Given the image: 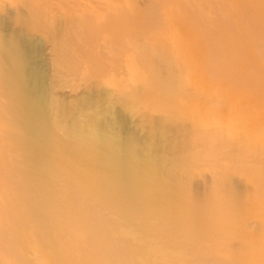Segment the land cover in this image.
Returning a JSON list of instances; mask_svg holds the SVG:
<instances>
[{"label": "bare ground", "instance_id": "1", "mask_svg": "<svg viewBox=\"0 0 264 264\" xmlns=\"http://www.w3.org/2000/svg\"><path fill=\"white\" fill-rule=\"evenodd\" d=\"M66 1L68 2V0H65V1L63 0L62 2H60L61 5H63L64 8L66 7L67 9H70V10H72L74 8L73 11L76 10V12H77V10H78V8H76L77 5L72 3L73 1L71 0L69 3H66ZM102 1L104 2L102 9H98V8L93 7V6L88 7L85 5H84L85 7L83 9H81L82 6L79 7L80 10H82L81 14H83V18L85 20L92 21L93 25H94L96 23H101L102 20L105 19L103 17H106V16L108 17L110 12L111 11L113 12L114 9H116V11H119L120 13L122 11L125 12V16L130 18L129 22L131 24L136 25L135 18L133 16H131L132 12L135 11L133 8L131 0H102ZM177 1L175 0L174 2L177 3ZM203 1L205 3V0H203ZM206 1H207V3H209L208 0H206ZM213 1L214 2H212V0H210V3H215V0H213ZM219 1H221V0H219ZM219 1H218V4H219ZM229 1H231V0H229ZM234 1H231V2H234ZM238 1L240 2V0H238ZM241 1H243V0H241ZM188 2L189 3H187V4H190L189 0H188ZM193 2L194 1H192V4H190V6L193 8V4H194V8L196 9L198 7L197 3H195V2L193 3ZM236 2H237V0H236ZM236 2H234L235 3L234 5H236ZM263 3H262V6H263ZM223 4H225V3L223 2ZM228 4H229V2H228ZM246 4H249V3H246ZM257 4H258V2H257ZM55 5L53 4V6H55ZM203 5L200 4L199 5L200 7H198V8H201V6H203ZM221 5H222V2H221ZM226 5H227V3H226ZM226 5H224L223 7L226 8L227 7ZM231 5H233V4L230 3V6L228 5L227 10L229 7H232ZM252 5H253V2H252ZM79 6H80V4H79ZM183 6H186V5H183ZM190 6H189V8H187V6H186L188 11L190 10ZM236 6H237V8L240 7L238 5H236ZM248 6L246 5V7L249 9V12L247 10H246L247 12L245 11V9H244L245 5L242 6L244 11H245V13L244 12L241 13L242 16H243V14H245V16H246L247 13L249 14L251 11V13L253 15H255L253 18H258V16L256 15L257 10L255 11L254 10L255 8L252 9L251 6H249L250 8ZM256 6H258V5H256ZM176 7H177L176 12L179 10L181 11L180 7H179V10H178V6H176ZM206 7H205V10L202 7L203 9H201V11L203 10V12L206 15H208L207 17L210 19L209 16H211V13L213 12L212 10H215V9H214V6L213 7L210 6L213 9H210L211 13L207 14L208 12L207 13L205 12L207 10ZM219 7H220V4H219ZM168 8L169 9H167V10L172 11L170 7H168ZM182 8H184V7H182ZM192 8H191V11L193 10ZM46 9H48V6ZM50 9H48V10L50 11ZM195 9H194L195 12L193 11L194 13L199 11V10H197V9L195 10ZM229 9H231V11L233 10L232 8H229ZM240 9H241V7H240ZM243 9H241V10H243ZM48 10H46V11H48ZM227 10H223V12L226 11V14L229 13V15H227L228 18H230V19H231V17L233 18V16H235V14H233L235 11L230 12L229 10L228 11ZM260 10H258V12ZM191 11H189V12L192 13V15H193L194 13ZM201 11H199V12H201ZM37 12H36V14H37ZM119 12L116 14H118L120 16ZM123 12H122V15L124 14ZM126 12L130 13V14H127ZM173 12H174V9H173ZM185 12H187L186 9H185ZM189 12H187V14L186 13L185 14L188 15ZM263 12H264V10H263ZM38 13L39 14H37V17H34V18H36V22L39 21V23H41V25L42 24L46 25L48 30L50 31V34H49V32H48V34L51 36L54 35L55 40H52V41L55 42V45H54L55 49H56L55 51H57V53H59V54H58V56L55 55L54 60H53V57H50L52 59V61L46 55V52L44 49L43 39L41 40L38 37L29 36L28 32L25 29H23L22 27L17 25V23L14 21L15 20L14 16L11 15L12 14L11 12L7 18H6V16L0 17V24L2 25V27L4 28V31H5V34L3 36H0V78H1V82H0V112H2V115L4 116V117L3 116L2 117L6 119L5 121H8V125L9 124L12 125L13 129H14V131H13V129L11 130L10 128L9 129L7 128V130H3V132L6 131V133H4V136L2 134V136L4 137V141H5L6 135H7L8 139H10L11 137L14 138V136H15L14 134L19 131V132H21L20 133L21 135H19L20 137L18 136L17 139H20L21 136H23L21 138V140H24L22 145H21V143L19 144V146H16V147L15 146L13 147L11 145L8 149L6 147H4V148H6L7 153L5 151L3 153H6V155H10L12 158H14V159H12L13 161L18 159V161L22 165V166H19L22 168H19V167L18 168L21 169L22 174L24 173L23 177L24 176H26V177L23 179L24 181L20 180V182L21 183L25 182L24 186L23 185L22 186L26 187L28 190L26 189V193H25L24 192L25 189H23V187L21 188L20 185H18L17 187H19V189L21 188L23 190V192L21 190L22 194L23 193L27 194V192L30 189L28 194H30V192H31V195H29L30 200L32 201L31 204L35 205L34 208H32V206H31L30 210L35 211L36 207H38L40 209H44L42 212L48 213L49 215L48 214H46L48 216L42 215V217H45V218L49 217V221H50L53 217H55L54 215H56L57 211L55 212L54 211L55 209L52 208L53 202H48L47 199H49V200L53 199L51 197L55 196L54 193H56V191H59V189H61V187L63 188V186H65L64 188H68V193H69V189L71 188L72 193H69L70 195L68 194V196H71V194H72V196L70 197L71 199L68 198V196H67L66 200H68V201L65 200L66 203L64 201V203H65L64 206L63 207L60 206L62 208V209L60 208L62 214L64 213V215H61L62 217L65 216L66 213L69 212L70 208L73 209L71 204L74 205V203L69 202V201H71V200L73 201V199H75V197H76V199H79L80 196H81V198L85 197L84 199L88 200L90 203L96 202L97 204H99V203L104 204V206L101 205L103 207H106L105 204L106 205L108 204L111 207L117 205V206H115V208L113 207L114 208L113 210H118L119 216L114 215L112 211H108V212H110V213L112 212V213H111V215H106L105 217H103V220H104L103 223H105V222L109 223L110 226H108V228H106L107 227L106 225L104 226L105 229H103V230L105 231V233L104 232L103 233H104L105 237L103 240H102V238H99V239H101L103 241L104 248L107 249L106 251L110 250V248L113 247L114 249H112V250H114V252H115V250H116L115 247H117V250L120 251L121 255L119 254V251H118V253L117 252L114 253L115 255L118 254V257L115 255L111 256V257H112V259L114 258L115 260L117 257L118 260H120V262H122V264H219L213 259L214 256H216V255H219V256L223 255L225 257V259L229 257L228 258L229 260L231 258H232V260H234L233 259L234 256H236L237 254H240V252L237 253V252L231 251V252L227 253L228 251L225 252L224 250L226 247H228V245L226 246L225 244H223L225 242L226 238H228V240L231 239L232 236L229 237L228 235H233V234L239 235L245 240L244 246H242V243L238 244L241 246V248L242 247L245 248V250L242 248L244 250V255H242L243 256L242 258H244V261L242 263L238 262V264H248V263L253 264L251 262H253L255 259L257 260L262 254L261 253L262 250H260L259 245H264V243L261 242V244H258L259 241L257 242V238H258V236H260V234L264 230H262L261 233H259L260 231L259 232L245 231V233H244L240 230L239 225L241 223V220L245 219L244 217H249V219L250 218L253 219L256 217V218H260V219L264 220V165H263L264 160L262 161V159H260V154H258L261 151L260 147L258 148V147L251 145V143H255L256 141H259V143L264 142V123L262 124L261 123L262 121H259V119L257 118L258 116L255 115V114L258 115V112L256 111V113H255V111H253V110H248L247 109L248 107L245 108L247 106V105L245 106V104L244 105H239V104L236 105L237 102L239 103V101H240V103L243 102V101L241 102V99H239V101H237L236 103L232 102L231 104L227 103V101L229 102L232 99L228 98V99L223 100V101H225V103H224L225 105L227 103V108L225 106V108L222 107V109L217 108L215 105H208L209 104V103L207 104L208 98H207V102H206V100L203 101V103H206L207 105L203 104L202 102H200L201 100L198 101L195 97H193L194 95H192L191 93L187 94L188 92L186 93L185 91L182 90V87L186 86V85L182 86V84H186V82L188 84L190 82V83L195 84V85L200 86V87H206L204 85V83L202 82V79L200 81V79H198L197 75H195L194 72L189 70L186 73L190 72V74L183 75V76L181 75L182 78L178 79L177 77L180 78V76H177L178 74L176 75L175 72L173 70H171L172 68L169 66V68L165 67V68L169 69L166 75H164V76H161V74L158 75L155 71V67L153 68L154 65L151 66L153 61L152 62L149 61L150 63L147 61V62H145V64L143 62L144 61L143 59H145L144 54L146 56L148 55L149 56L148 58H151L153 55L151 54L152 56L150 57V53H151V52H149L150 50L145 51V53H144V50H145L144 47H146V46H144L142 49L143 45H141V44L137 45L136 44L138 41H140L138 39L139 36H136L137 34H135V32H134L136 38L138 37L137 38L138 41L135 40L136 38H135L134 34H132L131 37L128 38L127 40L123 36L122 37L123 40L125 39V42H124L125 44L123 46L124 49L125 50L128 49L129 52L132 53V54H130V55H132V73H131L132 75H131V77L133 79H140L142 81L147 82L148 83L147 85H149V87H150V85H152L151 86L152 89L154 87L155 89L157 88L160 91H162L163 95L165 94L167 96L171 105L175 106V109L177 110L178 114L183 113V112L188 113L192 119V122H193L194 134H198V132H197L198 128L210 126V127L217 128L218 131L220 129H222V130L227 129V130L235 132L237 129H242L244 132L243 134L245 135V136L243 135L245 141L244 140L243 141L238 140V142H237V140L235 139L236 142L233 141V143H230V142H232L231 139H230L231 141L229 140V142H228L227 139H223V137L220 135L219 136L218 135L217 136H215V135L206 136V137H204L203 142L201 141V144H200V141H198L194 138H190L188 140H184V141H180V142L175 141L169 146L168 149H164L162 147L163 141L160 140L162 138L160 134L150 133L149 128H146L147 129L146 131L143 130L145 133L142 134L140 132L141 130L132 124V122H131L132 120L130 119L131 116L129 117V115L131 113L129 114V112H127L126 110H123V109H127L125 107H128L130 109L133 108L134 110L137 111L139 107L137 105H136L137 107H133V105H135L134 100H133V103L130 100H129L130 101L129 102L126 100V99H128V97H127L126 99L124 98L125 100L122 101L121 104L118 103L115 105L114 101H112L111 97H110L111 91L110 90L108 91V89H106V88L96 87L94 84L90 85V87H88L87 90L81 91L78 94V96H76L72 99L71 98L66 99L67 97H65L63 94H62L63 96H61V94L55 93L56 89L58 87L62 86L61 81H63L65 83L66 78H64V76H66L67 74H69V76H70V73L71 74L75 73L74 75H76V77H77L76 72H78V74H79V71L81 72V70L83 72V69L79 70V66H78L79 62L76 63V61H74L75 59L73 57L74 56L73 53L76 54L73 50V48H75L74 44H77L73 41L74 40L76 41L78 39H76L73 36L75 33L72 34V36H71V33H70V32H72L71 27H70L71 30L70 29L68 30V27H67V29H66V30H68L67 33H66V31L63 33L60 31L62 34L59 35L58 29L60 28V25L55 24V23L52 24V22L48 21L45 16H42V14H40L42 12H38ZM71 13L72 12H70V14ZM151 13H150V15H151ZM154 13H155V11H154ZM177 13H179V12H177ZM216 13L221 14V12L219 13L218 11ZM230 13H232L231 17H229ZM251 13H250V15H251ZM259 13H258V15H259ZM138 14H140V13L138 12ZM173 14H175V12ZM122 15L120 17L123 18ZM177 15H175V17ZM179 15H182V17H185V16H183L182 13H180ZM194 15H196V14H194ZM194 15L191 17L194 18ZM197 15H199V14H197ZM200 15L202 16L201 13H200ZM200 15H199V18L196 16L198 18V21H200L199 20L201 17ZM261 15H262V12H261ZM47 16H48V14H47ZM51 16H49V18ZM119 16H118V18H119ZM236 16H237V14H236ZM135 17H137V16H135ZM170 17L173 18L174 15H173V17L172 16H170ZM188 17H190V16H187L186 21L190 19V18L188 19ZM204 17H205V21H204V19L202 20V18H201V21H200L201 23H203V21L206 23L208 22L207 21L208 19L206 18V16H204ZM246 17H248V15ZM70 18H71V16H70ZM228 18H226V19H228ZM249 18H251V17L249 16ZM253 18H251V20H255ZM156 19L159 20L160 18L156 17ZM156 19L153 18V20H151V21H154ZM180 19L181 20H178V21H181L180 22L181 24H179V25H182L186 22V21L183 22L182 18H180ZM196 19H193V20L196 21ZM261 19H262V16H261L260 20ZM106 20L108 21V18L105 19V21ZM145 20H147V19H145ZM173 20H174V18H173ZM221 20H222V18H221ZM25 21H26V19L24 20V22ZM73 21H74V19H73ZM178 21H176V22H178ZM27 22L29 23V25ZM32 22H33V20H32ZM32 22L26 21V23L29 27L34 25V24L32 25ZM71 22H72V20H71ZM166 22H165V24H166ZM173 22H175V21H173ZM173 22H171V23H173ZM176 22H175V24H176ZM190 22H192V20ZM39 23H37V24L40 25ZM139 23L143 24V25L145 24L144 22L143 23L139 22ZM169 23H170V21H169ZM186 23H185V25H186ZM30 24H31V26H30ZM76 24H74V27L77 26ZM162 24L163 23H161V25ZM193 24H196V23H193ZM198 24H200V23H198ZM36 26L37 25H35V29H37L39 27V26H37V27ZM187 26H191V23L188 24ZM197 26L199 28L203 27V25L202 26L196 25L195 29L198 28ZM8 27H10L11 30H9ZM41 27L43 28L45 26H43V25L40 26V30L42 29ZM130 27H132V25ZM167 27H173V26L171 24V26H167ZM45 28H44V30L47 29V28L46 29ZM166 29L168 32V28H166ZM201 29H198V30L200 31ZM60 30H61V28H60ZM74 30H75V28H74ZM221 30H223V29H221ZM76 31L77 30H75V32ZM114 31L115 30H113V32ZM199 31L194 30L193 32H196L197 33L196 35H198ZM208 31H207V34H208ZM103 32H105V31H103ZM143 32H144V30L142 31V33ZM147 32L148 31L146 30L145 33L148 34L149 32L148 33ZM181 32L183 33V32H185V30H183ZM188 32L186 31V33L189 34L187 38H189L191 30L189 33ZM193 32H191V35L194 34ZM76 33H78V32H76ZM142 33H140V34H142ZM186 33H183V34L185 35ZM203 33L205 34V32H203ZM146 34H144V36ZM176 35L173 39L170 40L169 45H167V46H169V49H171V52L173 51V53L175 55L174 58L176 57L177 61L178 60L184 61V62L185 61L192 62L191 60L194 61L195 58L193 59V57H192L194 54H191V53L195 52V55L199 56L197 54L198 52H196L197 49L194 48V47H198V46L197 45L196 46L192 45L194 47L189 46L190 48H192V50H193V48L196 50L194 52H191L192 50L189 49L191 51H190V53H188V51H187L188 46H186L187 45L186 42L183 41V39L184 40L186 39L185 36L177 38ZM200 35H202V34H200ZM203 35H202V38H204L206 34L204 36ZM79 36H80V34H79ZM167 36L168 35H166V38H168ZM199 36H196L197 39H199ZM48 37H50V36H48ZM80 37H82V36H80ZM118 37H120V36H118ZM146 37H147V39L150 38L148 35ZM196 37H194V38H196ZM206 37H209V36L206 35ZM191 38H193V37H191ZM50 39H53V36L50 37ZM169 39H170V37H169ZM151 40H152V38H151ZM116 41H117V39H116ZM120 41H118V42H120ZM189 41H187V42L189 43ZM77 42L80 43L81 41L80 42L77 41ZM118 42H117V45H118ZM191 42H192V44L196 43V42L193 43V41H190V43ZM144 43H146V42H144ZM114 44H115L114 46H117L116 43H114ZM146 45L148 46V44H146ZM125 47H127V48H125ZM113 48H112V50H114ZM148 48H149V46H148ZM77 49H76V52H77ZM72 50H73V53H72ZM116 50L118 51V49H115L114 51H116ZM125 50L123 52L121 49V51L123 53L126 52ZM128 50H127V52H128ZM146 50H147V47H146ZM151 50H152V48H151ZM200 50L201 49H199V51ZM121 51H118V52H121ZM205 51L200 52L199 54L202 53L203 57H204L205 55L210 53V51H208V53L204 55ZM148 52H149V54H148ZM109 53L112 54L113 52H109ZM116 54H118V53H116ZM79 56L80 55H78L77 58H79ZM105 56L106 55H104V57ZM109 56L111 57V55H109ZM112 56H113V54H112ZM118 56L116 55V57H118ZM123 56H124V54H123ZM127 56H128V54H127ZM159 56H161V55H159ZM246 57H247V55H246ZM82 58L83 57L80 56V59H82ZM196 58L199 59L198 57H196ZM212 58H213V56H211L210 59H212ZM151 59H149V60H151ZM210 59L208 60V58H207L204 60L210 61ZM106 60H108V59L107 58L105 59V62H107L106 64H110L109 61H106ZM111 60H113V59H111ZM116 60H118V59H116ZM204 60H202V61H204ZM78 61H79V59H78ZM200 61H201V58H200ZM212 62H214V61H212ZM51 63H54V64L52 65ZM81 63H83V61ZM124 63H126V62H124ZM148 63L150 65H148ZM211 63H207L205 66L203 65L204 66V67L202 66L203 69L205 67H207L208 64L210 65ZM215 63H217L216 60H215ZM192 64H193V62H192ZM249 64L250 63H248V66H249ZM51 65L53 66L54 69L53 68L51 69ZM113 65H117V64L112 63V66ZM142 65H143V67H145L144 65H147L148 67L147 66L146 67L149 69V71L144 70ZM167 65H169V64H167ZM167 65H165V66H167ZM212 65H211V68H212ZM217 65H218V63H217ZM68 66H69V68H67ZM106 66L109 67L108 65H106ZM110 66H111V64H110ZM112 66H111V69H112ZM146 67H145V69H146ZM66 68L68 71L66 70ZM81 68H83V67L81 66ZM92 68H93V66H92ZM181 68L183 69V67H181ZM211 68H210V70H213V68L212 69ZM218 68L221 70L220 67H218ZM104 69H107V68H104ZM178 69H180V67L177 68V70ZM185 69H187V68H185ZM200 69H198V71ZM207 69H209V67H207ZM215 69H217V68H215ZM177 70H175V71H177ZM210 70H208V71L210 72ZM180 71H182V70H180ZM222 71L224 72V69H222ZM208 73H206V74H208ZM217 73H218V71L216 72V74ZM210 74H212V71ZM204 75H205V73H204ZM199 76L202 77V75H199ZM205 77H206V75H205ZM205 77L203 76L202 78L205 79ZM78 78H79V76H78ZM69 79H70V77H69ZM109 80H110V83L118 85L121 87L122 81L116 79L114 76H111ZM179 80H181L182 82H180ZM207 80L209 81V78H207ZM72 81H73V79H72ZM210 82L211 81H209V83ZM212 83H211V85H214V83L213 84ZM206 85H208V84H206ZM129 86H130V84H129ZM209 87H207L208 89L203 90L206 93V95H207V93H212L210 91L211 89L209 90ZM159 90H157V92L156 91H154V92L158 93ZM160 91H159V94L161 97L162 93H160ZM56 92H58V91H56ZM142 92H145V91L137 92L136 94H138V97L136 94H134L131 96V98L134 99V98L141 97L140 100L137 99L140 101V104H141V103H143L141 101L146 98V93H148V92L154 93L153 91H148L143 95ZM199 92H197V93H199ZM220 92H222V91H219L218 94ZM226 92L221 94V95H223V98H224V96H226ZM140 93H142V95H140ZM201 93H199V94L205 98L204 93L203 94H201ZM159 94L158 95L155 94L153 99H155L157 96H159ZM228 94H229V92H228ZM142 96L143 97L145 96V98L142 99ZM214 97L215 96L213 95V98ZM229 97L233 98V96H230V95H229ZM226 98H227V96H226ZM159 99H161V98H158V100L156 99V102L157 101L159 102ZM244 99H246V98H244ZM250 99L253 102H255L254 99H252V98H250ZM137 100H136V103H139ZM168 100H166V101H168ZM251 100L248 103H251ZM260 100H262V98H260ZM160 101L165 102L163 99ZM214 102H216V101H214ZM244 102H246V101L244 100ZM258 102H259V100H258ZM261 102H263L262 104L264 106V98H263V101H261ZM261 102H259L260 103L259 105L258 104L255 105V106L258 105V107H259V108L257 107L256 109L261 110L260 109V107L262 108ZM146 103L148 105L149 101H147ZM143 104H145V103H143ZM252 105H254V104H252ZM248 106H249V104H248ZM149 107H150V105H149ZM249 107H251V106H249ZM135 108H137V109H135ZM140 109H142V108H140ZM140 111H142V110H140ZM262 111H264V109ZM262 114L264 116V113H262ZM259 117H262V115ZM149 121H151V120H149ZM153 122H154V120H153ZM6 124H7V122H6ZM140 124H141V122H140ZM141 126H142V124H141ZM144 126L146 127V125H144ZM3 127H5V126H3ZM145 127H143V128L145 129ZM219 132L221 133L222 131H219ZM236 132H238V131H236ZM17 135L18 134H16V136ZM219 137L220 138L222 137V138L218 139ZM13 138H11V140ZM8 139L6 141H8ZM15 139H16V137H15ZM21 140H19L18 142L17 141H15V142H17V144H18ZM259 143L257 142L256 144L259 145ZM8 144L9 143H7V145ZM256 148H258V150ZM257 155H259V157L256 158ZM8 157L9 156L6 157L7 161H9L8 159H11ZM219 158L224 163V165H223L224 169H221V167H222L221 165L223 163L222 164L219 163V162H221ZM258 158H259V160H257ZM111 160H116L119 162V163H117L116 167H111L108 164V162H110ZM249 160L250 161L252 160V161L250 163H248V165H247V163H245L246 165L243 164V162H249ZM260 160L263 164L260 163ZM16 161L13 162V164L16 163ZM100 164H104L105 168L98 167ZM206 167H211V168L215 169V171H216V172H213V175H214V173H215V176L217 175L216 176L217 179L214 176V178L216 179V181L214 183L216 188H215V186H213V189L217 190L218 187L223 188L224 186L226 188L227 181H228V185H230V183L232 184V185L228 186L227 189L223 188L225 190V193L223 192L224 190L222 192L225 194V197H221L222 199L220 198L219 199L220 201L218 200L217 202H215L212 200H205V199H209V198H207L209 195L206 193L207 191H205V190H203V193H206L208 195L207 197L204 196V197H206L205 199L202 198L203 195L201 194L202 196H200V194H198L197 191L196 192L190 191L189 185H188L189 183L187 181H185V179H184V181H183V179H182V181H180V179L177 180V178H178L177 177L176 178L177 181H175L173 184H170L167 181V179L161 174L162 172L160 171V168H162V169L166 168L168 170L169 169H172V170L173 169H176V170L179 169V170L183 171V173L185 172L188 176L192 177L196 173L200 172L201 169L202 170L203 169L208 170V169H206ZM236 167H238L239 169H241L243 171L242 173L244 174V177H245V175L246 176L249 175L248 178L249 177L253 178V180L255 181V183L257 184V186L259 188V191H257V193H258L257 195H255V196L250 195V197L248 196V197L244 198L245 192H243V190L247 189V187H246V185H242V183L246 179H244V181H242V183L240 184V185L246 187V188L244 187V189H242L239 185V182L236 183L235 180L229 179L230 176H228V175L226 176L227 170H229V169H235L236 170ZM16 169H17V167H16ZM22 169L25 170V172H23ZM166 169H163V170H165V173H166ZM5 171H6V169H5ZM10 171L12 172L13 170H10ZM17 171H19V170H17ZM3 172H4V170H3ZM15 173H18V172H16V170H15ZM15 173L11 174V177H12V175L16 176ZM236 173H238V172H236ZM20 174H19V176H21ZM25 174H28V175H25ZM15 176H14V178H15ZM5 177H6V175H5ZM16 178H17V176H16ZM240 178L238 179V181L239 180L241 181ZM19 179H21V178H19ZM251 179H250V181H253ZM16 180H15V183L18 182V181L16 182ZM174 180H175V177H174ZM221 183L223 184V186ZM224 183H225V185H224ZM258 188L256 187V190H258ZM17 189H15V191ZM197 189H198V187H197ZM192 190H193V188H192ZM19 194H20V192H19ZM22 194H20V195L22 196ZM50 195H54V196H50ZM29 196L26 197V195H24L21 198L23 199L25 197L24 199L28 198V200H29ZM13 197H15V195ZM45 197L47 198V199H45L47 201V203H42V200H43V202H45L44 201ZM16 198H18L20 200L19 197H16ZM18 199L17 200L14 199L13 203L14 204L16 203L15 205L21 206V204H24L25 201L30 203V201H28V200H25L24 202H22L20 200V202H22V203H19ZM54 199L50 200V201H55ZM216 199H218V197ZM62 200H64V199H62ZM17 201L19 204L17 203ZM54 203H56V202H54ZM61 203H63V202H61ZM96 203H95V205H96ZM78 204L79 203L77 202V205ZM7 205H8V202H7ZM56 205H58V203ZM91 205H94V204H91ZM9 206H11V205H9ZM83 206H85V205H83ZM97 206H100V205H97ZM86 207H87V203H86ZM86 207H84V209ZM12 208L14 210V207H12ZM26 208H29V205ZM38 208L36 211H38ZM80 208H82V207H80ZM88 208H89V206H88ZM95 208H97V207L95 206ZM90 209H93V207ZM97 209L100 210L99 207ZM18 210H19V208H18ZM24 210H25V208H24ZM28 210L29 209H26V211H28ZM79 210L80 209H78V211ZM83 210H82V212H83ZM103 210H100V211H103ZM212 210H214L216 212V214L218 216L219 215L220 216L216 218L217 215L214 213L216 216L212 217V215H214L212 213L214 211H212ZM34 211H33V214L37 213L36 211L34 213ZM51 211L54 213V214L52 213L53 214L52 218L50 216V215H52V214H50ZM85 211H87V210H85ZM85 211H84L85 214H83V213H81V214L86 216ZM19 212H21V211H19ZM89 212H91V211H89ZM93 212H96L98 215L101 213V212L99 213L98 210L92 211V213ZM210 213L212 215H210ZM95 214H93V215L95 216ZM21 215H22V213H21ZM89 215L90 214H87L86 217H88ZM93 215H91V216H93ZM102 215H103V213H102ZM57 216L60 217L59 214H57ZM27 217H29V216H27ZM39 217H40V219H42V221L45 220L43 225H45V224L51 225L54 223V220H53V223L50 224V223H47L48 221H46V219H43L41 217V215ZM93 218L95 220H96V218L102 219L99 216L98 217L95 216ZM32 219L36 220L35 217ZM40 219H39L38 223L40 222ZM88 219H86V220H88ZM59 221H61V220L59 219ZM84 223H85V221H84ZM86 223H88V221ZM32 224L36 225L37 222H36V224L35 223H32ZM58 224L59 223H57V225ZM263 224H264V222H263ZM41 225H42V223L40 224V226ZM53 225H51V227L54 228ZM61 225H63V224H61ZM139 225H141L140 228H139ZM144 225L146 227H148V226L149 227L153 226V228L155 227L156 230L153 229L154 231H157V229H159L160 233L165 235L164 239L160 238L161 237V236L159 237L160 233H156V232H155L156 233L155 235H158L157 237L160 238L158 241L156 240L157 239L156 237L154 238V236L152 237V239H150L148 236V233L145 234L146 232L144 234L146 236H148V238H146L145 235L137 233L138 231L136 232L135 229H138V230L140 229V231H141L142 228L144 227ZM47 226L44 229H47ZM180 226L183 229H181ZM51 227H49L50 230H52ZM81 227H80V229H81ZM100 228H102V227H100ZM69 229H70V227H69ZM57 230H59V229H57ZM144 230L145 229H143V232H144ZM146 230H147V228H146ZM180 230H182L181 232H184V233L180 234V236H177L175 233L176 232L178 233ZM76 231H77V229H76ZM99 231H101V230H99ZM147 232H149V231L147 230ZM157 232H159V231H157ZM73 233H75V232H73ZM83 234H84V232H83ZM210 234H211V236L213 235V237H212L213 239L210 241H206V239L204 240L205 236L210 235ZM54 239L59 240V238H57V237ZM259 239H260V237H259ZM148 240H152V241L154 240L156 242H152V241L150 242ZM235 241H238V240H235ZM227 243H229V241H227ZM231 243H229V245L232 246L233 244H231ZM41 244H43V243L41 242ZM57 244H59V243H57ZM33 245H34L33 247H35V244H33ZM87 246H88V244H87ZM87 246H86V248H87ZM240 246H238V247H240ZM28 247H31L30 250L33 248L32 245L27 246L26 248H28ZM45 248H47V247H45ZM49 248H50V246H49ZM98 248H99V246H98ZM231 248H233V247H231ZM263 248H261V249H263ZM33 249L36 250V248H33ZM204 249L207 250L206 254H208L206 257H204L203 255L200 254V256L204 257V258L192 259L191 257L194 258L195 255L191 256L190 254H188V252H191V254H192V252L195 251V253L193 252L194 254H196L195 257H199L198 251L199 250L203 251ZM229 249H227V250H229ZM235 249H239V248L236 247ZM40 250H42V249H40ZM91 250H94V249H91ZM205 250H204V252H205ZM26 251H29V248ZM140 252H141V254H140ZM30 253H31V251H30ZM96 253H98V252H96ZM45 254H46V252H45ZM72 254L73 253H71V255ZM33 255H35V254H33ZM47 255L48 254H46V258L48 260ZM71 255H69V256H71ZM188 255H190V256H188ZM204 255H205V253H204ZM92 256H93V254H92ZM239 256L241 257V255H238V257ZM98 257H100V256H98ZM111 257H108V258H111ZM32 258H34V257H32ZM35 258H37V256H35ZM262 258H263V256H262ZM112 259L111 260L105 259L104 261H106V264H111ZM228 259H226V261H228ZM50 260H51V258H50ZM62 260H64V258ZM95 260L96 261L97 260L102 261L100 258L99 259L96 258ZM118 260L115 262V264L118 262ZM224 260H223V262H224ZM51 261H53V259ZM55 261H57V260H55ZM55 261H53V262H55ZM107 261H109L110 263H107ZM258 261H256L258 264L260 262H262L261 260H260V262H258ZM89 262H90V260H89ZM120 262H119V264H121ZM236 262H237V260H236ZM256 262H255V264H256ZM91 263H93V262H91ZM35 264H36V262H35ZM51 264H54V263L51 262ZM60 264H63V263H60ZM94 264H96V263L94 262ZM221 264H222V262H221ZM260 264H262V263H260Z\"/></svg>", "mask_w": 264, "mask_h": 264}, {"label": "rangeland", "instance_id": "2", "mask_svg": "<svg viewBox=\"0 0 264 264\" xmlns=\"http://www.w3.org/2000/svg\"><path fill=\"white\" fill-rule=\"evenodd\" d=\"M42 1V2H41ZM44 1V2H43ZM63 0H0V17H5L6 16V18L8 17V15H10V12L12 13L11 15L12 16H14V21L17 23V25L18 26H20V27H22L23 29H25L27 32H28V34H29V36H33V37H38V38H40L41 40L43 39V41H44V49H45V52H46V55L50 58V57H53V60H54V58H55V55H57L58 56V54L59 53H57V51H55L56 49H55V42H53L52 40H55L54 39V35H52L53 36V39H50V37H52L51 35H49L50 34V31L48 30V28H47V26L46 25H44V24H42L43 26H45V27H41L42 29L40 30V26H42L41 25V23H39V21H37L36 22V18H34V17H37V14H39L38 12H42V13H40V14H42V16H45L46 18H47V20L48 21H50V22H52V24L53 23H55V24H59L60 25V28H61V30H60V28L58 29V33H59V35H61L63 32H65L66 31V33L68 32V30L70 29L71 30V28H72V32H70L71 33V36H72V34H74L73 36L76 38V39H78V40H74L73 42H75V43H77V44H74L75 45V48H73V50H74V52L76 53V54H74L73 53V50H72V53H73V57H74V61H76V63L77 62H79V64H78V66H79V70L80 69H83V72H82V70H81V72L79 71V74H78V72H76V74H77V77H76V75H74V74H71L70 72V76H69V74H67L66 76H64V78H66L65 79V83L63 82V81H61L62 82V86H60V87H58L57 89H56V91H58V92H56L55 91V93L56 94H61V96H65V97H67L66 99H72V98H74V97H76V96H78V94L81 92V91H84V90H87L88 89V87H90V85H92V84H94L96 87H100V88H106V89H108V91L110 90L111 92H110V97H111V100L112 101H114V103H115V105L116 104H118V103H120L121 104V102L122 101H124L127 97H128V99H126L127 101H132V103H133V100H134V104L135 105H133V107H139L138 108V110L136 111V110H134L133 108H128V107H125V108H127V109H123V110H126L127 112H129V117H130V119L132 120L131 122H132V124L133 125H135L137 128H139L141 131V133L143 134V133H145L144 131H146L147 129L146 128H149V130H150V133H152V134H160L161 135V137L163 138H159L160 140H162L163 141V145H162V147L164 148V149H168L169 148V146L173 143V142H180V141H184V140H188V139H190V138H194V139H196V140H198V141H200V144H201V141L203 142V139H204V137H206V136H211V135H215V136H222L223 137V139H227L228 140V142H229V140L231 139L232 140V142H230V143H233V141L234 142H236V140H237V142H238V140H244L245 141V139H244V137H243V130L242 129H237L236 131H238V132H234V131H230V130H227V129H225V130H222V129H220L219 131H222L221 133L218 131V129L217 128H215V127H202V128H198V130H197V132H198V134H194V130H193V122H192V119H191V117H190V115L188 114V113H185V112H183V113H180V114H178V112H177V110L175 109V106H173V105H171V103L169 102V100H168V98H167V96L164 94L163 95V92L162 91H160L159 89H155L154 87H153V89H152V85H150V87H149V85H147L148 83L147 82H145V81H142V80H140V79H133L132 77H131V73H132V55H130V54H132L131 52H129V50L128 49H124V42H125V39L127 40L128 38H130L131 37V35L132 34H134V32H135V34H137L136 36H139V40L140 41H138V39L136 38V36H135V34H134V36H135V40H137L136 42V44L137 45H139V44H141V45H143L142 46V49H143V47L144 46H146L147 47V50H146V47H144V53H145V51H149V52H151L150 53V57L152 58H148L149 56L147 55H145L144 54V56H145V59H143L144 61V64H145V62H149V61H153L152 62V65L151 66H153V68L155 67V71H156V73L159 75V74H161V76H164V75H166L167 74V72H168V70L169 69H167V68H169V66L172 68L171 70H173L174 72H175V74L177 75V76H180V78L179 77H177L178 79H181L182 78V76L183 75H188V74H190V72H188V73H186L187 71H192V72H194L195 73V75H197V77H198V79H200V81H201V79H202V82L204 83V85L206 86V87H200V86H197V85H195V84H192V83H190L189 82V84L186 82V84H182V86L183 85H186L185 87L183 86L182 87V90L183 91H185L187 94H189V93H191L192 95H194L193 97H195L198 101H200V102H202L203 103V101H205L206 100V102H207V98H208V102H207V104L208 105H215L217 108H219V109H222V107H224L225 108V106H226V108H227V103H229V104H231L232 102L233 103H236L237 101H239V99H241V102L242 103H240V101H239V103L237 102V104L236 105H244L245 104V108H247L248 110H253V111H255V113H256V111L258 112V115L257 114H255L256 116H258L257 118L259 119V121H262L261 123L263 124L264 122V116H263V114L262 113H264V111H262L263 109H264V106H263V102H261V101H263V98H264V12H263V10H264V0H243V1H241L240 0V2L237 0V2H236V0L234 1V0H231V1H234V2H236V5H238V6H240L241 7V9H243V5H245V7H244V9H245V11L247 10L248 12H249V9L246 7V5L248 6H251L252 7V9H254L255 11H256V15L258 16V18H253L255 15H253L252 13H251V11H250V13H251V15H250V13L248 14L247 13V15H248V17H246L245 16V14H243V16H242V12H244L245 13V11H244V9L243 10H241L240 9V7L239 8H237V6L236 5H234L235 3L234 2H231V1H229V0H221V1H219V0H215V3H210V0H208L209 1V3H207V1L205 0V3H204V1L203 0H189L190 1V4H192V1H194L195 3H197V6L198 7H200L199 5L201 4V5H203V6H201V8H196L197 10H199V11H201V9H203L204 8V10H205V7L207 8V10L205 11L207 14H210L211 12H210V9H213V8H211V7H213L214 6V9L215 10H212L213 12L211 13V16H209L210 17V19L207 17L208 15H206L204 12H203V10L201 11V12H199V11H197L196 13H194L195 11H194V4H193V8L190 6V4H187V3H189L188 2V0H176L177 1V3L176 2H174L175 0H131V2H132V5H133V8H134V12H132V14H131V16H133L134 18H135V23H136V25H134V24H131L130 22H129V20H130V18H128L127 16H125V12H123L124 14L122 15V12L120 13L119 11H116V9H114V11L112 12H110V14L108 15V17L106 16V17H103V18H105V19H107L108 18V21L106 20L105 21V19H103L102 20V22L101 23H96V24H94L93 25V22L92 21H89V20H85L84 18H83V14H81L82 12V10H80V8L79 7H81V9H83L85 6H93V7H95V8H98V9H102V7H103V5H104V2L102 1V0H72L73 2L72 3H74V4H76L77 5V7L76 8H78V10H77V12H76V10H74L73 11V9L72 10H70V9H67L66 7L64 8V6L63 5H61V3L60 2H62ZM65 1V0H64ZM71 0H68V2L66 1V3H69ZM158 1V2H157ZM218 1H219V4H220V7H219V4H218ZM245 1V2H244ZM253 2V5H252V2ZM256 1V2H255ZM98 2V3H97ZM186 2V3H185ZM193 2V3H194ZM200 2V3H199ZM212 2H214L213 0H212ZM217 2V3H216ZM221 2H222V5H221ZM223 2L225 3V4H223ZM228 2H229V4H228ZM244 2V3H243ZM257 2H258V4H257ZM44 3V4H43ZM64 3V2H63ZM78 3V4H77ZM159 3V4H158ZM183 5H186L187 6V8H189V6H190V10L189 11H191V8L193 9L191 12H193L194 14H196V15H194V18L193 17H191V16H193L192 15V13H190L189 11H188V9L186 8V6H183ZM207 3V4H206ZM226 3H227V5H226ZM230 3L231 4H233V5H231L232 7H229V8H232L233 10L232 11H235L233 14H235V16H233V18L231 17V14L232 13H230V16L229 17H231V19L230 18H228V16L227 15H229V13H227L226 14V11H224L223 12V10H227V7H228V5L230 6ZM239 3V4H238ZM246 3H249V4H246ZM256 3V4H255ZM262 3H263V6H262ZM53 4L55 5V6H53ZM79 4H80V6H79ZM177 4V5H176ZM179 4V5H178ZM206 4V5H205ZM85 5V6H84ZM178 6V10H179V7L181 8V11L179 10V11H177V12H179V13H177L176 12V10H177V7L176 6ZM189 5V6H188ZM209 5V6H208ZM218 5V6H217ZM224 5H226L227 7L225 8V7H223ZM242 5V6H241ZM255 5V6H254ZM256 5H258V6H256ZM260 5V6H259ZM47 6H48V9H50V11L48 10V9H46L47 8ZM50 6V7H49ZM59 6V7H58ZM61 6V7H60ZM99 6V7H98ZM154 6V7H153ZM173 6V7H172ZM175 6V7H174ZM205 6V7H204ZM211 6V7H210ZM248 6V7H249ZM46 7V8H45ZM53 7V8H52ZM151 7V8H150ZM167 7V8H166ZM168 7H172L171 8V10L172 11H170V10H167V9H169ZM182 7H184V8H182ZM196 7V6H195ZM203 7V8H202ZM210 7V8H209ZM263 9H262V8ZM57 8V9H56ZM75 8V9H76ZM176 8V9H175ZM220 8V9H219ZM228 8V10L230 11V12H232L231 11V9H229ZM250 8V7H249ZM53 9V10H52ZM142 9V10H141ZM146 9V10H145ZM173 9H174V12H175V14H173L174 12H173ZM185 9L187 10V12H189V14L188 15H186L187 14V12H185ZM195 9V10H196ZM261 9V10H260ZM41 10V11H40ZM46 10H48V11H46ZM52 10V11H51ZM57 10V11H56ZM72 12L71 14H70V12ZM227 10V11H228ZM258 10H260L259 12H258ZM34 11V12H33ZM37 12V14H36V12ZM79 11V12H78ZM154 11H155V13H154ZM221 12V14H218V13H216V12ZM246 11V12H247ZM119 12V14H120V16L122 15L123 16V18L122 17H120L118 14H116V13H118ZM137 14H136V13ZM138 12L140 13V14H138ZM152 12V13H151ZM172 12V13H171ZM261 12H262V15H261ZM51 13V14H50ZM127 13V12H126ZM136 15H135V14ZM149 13V14H148ZM150 13H151V15H150ZM163 15H162V14ZM171 13V14H170ZM180 13H182L183 14V16H185V17H182V15H179ZM186 13V14H185ZM200 13L202 14V16L204 15V16H206V18L208 19L207 21V23L206 22H204L205 21V17L203 16H201L200 15ZM216 13V14H215ZM258 13H259V15H258ZM44 14V15H43ZM47 14H48V16H47ZM53 14V15H52ZM55 14V15H54ZM81 14V15H80ZM127 14H130V13H127ZM142 14V15H141ZM165 14V15H164ZM178 14V15H177ZM191 14V15H190ZM197 14H199L201 17H200V21H201V18H202V20L204 19V21H203V23H201L200 21H198V18H199V15H197ZM225 14V15H224ZM236 14H237V16H236ZM52 15V16H51ZM69 15V16H68ZM117 15V16H116ZM149 15V16H148ZM173 15H174V17H173ZM175 15H177L176 17L178 18H176L175 17ZM216 15V16H215ZM221 15V16H220ZM11 16V17H12ZM49 16H51L50 18H49ZM70 16H71V18H70ZM118 16H119V18H118ZM135 16H137V17H135ZM154 16V17H153ZM170 16H172L173 18H174V20H173V18H171ZM187 16H190V17H188V19L189 20H187L186 21V18H187ZM198 18H197V17ZM227 16V17H226ZM249 16L251 17V18H253V19H255V20H251V18H249ZM261 16H262V19L260 20V18H261ZM114 17V18H113ZM142 17V18H141ZM156 17H158V18H160L159 20L158 19H156ZM197 19H196V18ZM224 17V18H223ZM32 18V19H31ZM70 18V19H69ZM82 18V19H81ZM153 18L154 19H156V20H154V21H151V20H153ZM180 18H182V20H183V22L184 21H186L188 24H190L191 23V26H187L188 24L186 23V25H185V23L184 24H182V25H179V24H181L180 22L181 21H178V20H181ZM196 19V21L195 20H193V19ZM221 18H222V20H221ZM226 18H228V19H226ZM26 19V21H31L32 22V20H33V22H32V25L33 26H31V24H30V26L31 27H29L28 25H29V23H28V25H27V23H26V21L24 22V20ZM73 19H74V21H73ZM125 19V20H124ZM145 19H147V20H145ZM172 19V20H171ZM177 19V20H176ZM258 19V20H257ZM38 20V19H37ZM56 22H55V21ZM71 20H72V22H71ZM76 20V21H75ZM119 20V21H118ZM161 20V21H160ZM164 20V21H163ZM192 20V22L193 23H196V24H193L192 22H190ZM238 20V21H237ZM35 21V22H34ZM69 21V22H68ZM79 21V22H78ZM128 21V22H127ZM145 23L144 25L143 24H140L139 22H141V23H143V22ZM148 21V22H147ZM160 21V22H159ZM167 21V22H166ZM169 21H170V23H169ZM173 21H178V22H176V24H175V22H173ZM195 21V22H194ZM77 24H76V23ZM82 24H81V23ZM89 22V23H88ZM165 22H166V24H165ZM171 22H173V23H171ZM190 22V23H189ZM243 22V23H242ZM36 23V24H35ZM37 23H39L40 25H38ZM79 23V24H78ZM155 23V24H154ZM161 23H163L162 25H161ZM198 23H200V24H198ZM74 24H76L77 26L76 27H74ZM87 24V25H86ZM130 24V25H129ZM147 24V25H146ZM149 24V25H148ZM151 24V25H150ZM158 26H157V25ZM171 24H172V26L173 27H167V26H171ZM178 24V25H177ZM27 27H26V26ZM35 25H37V26H39L37 29H35ZM85 25V26H84ZM132 25V27H130ZM195 25V26H194ZM196 25H199V26H202L203 25V27H201V28H199L198 26V28L197 29H195L196 28ZM208 25V26H207ZM36 26V27H37ZM123 26V27H122ZM129 26V27H128ZM143 26V27H142ZM175 26V27H174ZM181 26V27H180ZM187 26V27H186ZM67 27H68V30H66L67 29ZM71 27V28H70ZM75 28V30H77L76 32H78L79 34H80V36H82V37H80L79 36V34L78 33H76L75 32V30H74V28ZM136 27V28H135ZM179 27V28H178ZM190 27V28H189ZM194 27V28H193ZM208 27V28H207ZM44 28L46 29V30H44ZM77 28V29H76ZM151 28V29H150ZM166 28H168V32H167V29ZM217 28V29H216ZM8 29L9 30H11L10 29V27H8ZM65 29V30H64ZM120 29V30H119ZM137 29V30H136ZM178 29V30H177ZM193 29V30H192ZM198 29H201L200 31L198 30ZM211 29V30H210ZM221 29H223V30H221ZM17 30V29H16ZM113 30H115L114 32H113ZM141 32H140V31ZM144 30V32L142 33V31ZM146 30L149 32H147L148 34H146L145 32H146ZM157 30V31H156ZM176 30V31H175ZM183 31V30H185V32H183V33H186V31L188 32H190V30H191V32H193L194 30H197V31H199V34L198 35H196L197 33L196 32H193L194 34H192L191 35V32H190V36H189V38H187L188 37V35L189 34H183L181 31ZM205 30V31H204ZM209 30V31H208ZM18 31V30H17ZM41 31V32H40ZM62 33H61V32ZM103 31H105V32H103ZM125 31V32H124ZM130 31V32H129ZM165 31V32H164ZM179 31V32H178ZM207 31H208V34H207ZM262 31V32H261ZM19 32V31H18ZM48 32H49V34H48ZM83 32V33H82ZM132 32V33H131ZM164 32V33H163ZM188 32V33H189ZM203 32H205V34L207 35V36H209V37H206V35L203 33ZM131 33V34H130ZM140 33H142V34H140ZM161 33V34H160ZM179 33V34H178ZM5 34V31H4V28L2 27V25L0 24V36H3ZM88 34V35H87ZM122 34V35H121ZM127 34V35H126ZM140 34V35H139ZM144 34H146L145 36H144ZM150 34V35H149ZM160 36H159V35ZM168 35L167 37L168 38H166V35ZM177 34V35H176ZM200 34H204L205 35V37L204 38H202V35H200ZM58 35V36H59ZM78 35V36H77ZM110 35V36H109ZM117 35V36H116ZM149 36L150 38H148L147 39V37L146 36ZM174 35V36H173ZM175 35H176V37L178 38V37H182V36H185V40L183 39V41H185L186 42V46H188V49H187V51H188V53H190V51L192 50V48H190L189 46H192V45H197L198 47H194V46H192V47H194V48H196V49H194L193 48V50L191 51V52H194L195 50H196V52H198L197 54L199 55V56H196L195 55V52L194 53H191V54H194L192 57H193V59H194V61L193 60H191L192 62H193V64H192V62H189V61H177L176 59V57L174 58V53H173V51L171 52V49H169V46H167V45H169V43H170V40L171 39H173L174 37H175ZM195 35V36H194ZM201 37H200V36ZM203 35V36H204ZM48 36H50V37H48ZM116 36V37H115ZM118 36H120V37H118ZM125 37V39L123 40V38L122 37ZM128 36V37H127ZM196 36H199V39H197V37ZM80 37V38H79ZM115 37V38H114ZM169 37H170V39H169ZM191 37H193V38H191ZM194 37H196V38H194ZM83 38V39H82ZM89 38V39H88ZM151 38H152V40H151ZM202 38V39H201ZM115 39V40H114ZM116 39H117V41H116ZM119 39V40H118ZM145 39V40H144ZM169 39V40H168ZM85 40V41H84ZM115 42H114V41ZM121 40V41H120ZM193 41V43H195V44H192V42L190 43V41ZM77 41H81L80 43H78ZM118 41H120V42H118ZM187 41H189V43L187 42ZM84 42V43H83ZM117 42H118V45H117ZM140 42V43H139ZM144 42H146V43H144ZM148 42V43H147ZM54 43V44H53ZM114 43H116V45L117 46H114L115 44ZM154 43V44H153ZM145 44V45H144ZM146 44H148V46H149V48H148V46L146 45ZM120 45V46H119ZM140 45V46H141ZM119 46V47H118ZM156 46V47H155ZM83 47V48H82ZM114 47V48H113ZM118 47V48H117ZM122 47V48H121ZM158 47V48H157ZM78 48V49H77ZM112 48L115 50V49H118V51H121V49H122V51L124 52V50L126 51L125 53H123L122 51L121 52H118L117 50L116 51H114V50H112ZM120 48V49H119ZM125 48H127V47H125ZM151 48H152V50H151ZM246 48V49H245ZM76 49H77V52H76ZM189 49H191V50H189ZM199 49H201L200 51H199ZM212 49V50H211ZM80 50V51H79ZM112 50V51H111ZM127 50H128V52H127ZM206 50V51H205ZM203 51H205L204 52V55L205 54H207L208 53V51H210V53H208L207 55H205L204 57H203V54L201 55V54H199L200 52H203ZM213 51V52H212ZM82 52V53H81ZM108 52V53H107ZM109 52H113L112 54H113V56H112V54H110ZM118 53V54H116V53ZM149 52H148V54H149ZM155 52V53H154ZM158 54H157V53ZM57 53V54H56ZM81 53V54H80ZM105 53V54H104ZM115 53V54H114ZM124 54V56H123V54ZM160 53V54H159ZM101 54V55H100ZM111 55V57L109 56V55ZM127 54H128V56H127ZM152 54V55H151ZM216 54V55H215ZM78 55H80L81 57H83L82 59H80V56H79V58H77L78 57ZM90 55V56H89ZM92 55V56H91ZM104 55H106L105 57H104ZM116 55L119 57H116ZM121 55V56H120ZM159 55H161V56H159ZM173 55V56H172ZM246 55H247V57H246ZM123 56V57H122ZM211 56H213V58L212 59H210L211 58ZM85 57V58H84ZM93 57V58H92ZM109 57V58H108ZM114 57V58H113ZM196 57H198L199 59H197ZM77 58V59H76ZM107 58L108 60H106V61H109V63L111 64V66H112V63L113 64H117V65H113L112 66V69H111V66H110V64H106L107 62H105V59ZM113 59V60H111V59ZM120 59L119 61L118 60H116V59ZM200 58H201V61H200ZM208 58V60L210 59V61H205L204 59H207ZM51 59V58H50ZM78 59H79V61H78ZM127 59V60H126ZM148 59V60H147ZM149 59H151V60H149ZM104 60V61H103ZM116 60V61H115ZM122 60V61H121ZM124 60V61H123ZM199 60V61H198ZM202 60H204V61H202ZM214 61V62H212V61ZM215 60L217 61V63H218V65H217V63H215ZM51 61H52V59H51ZM83 61V63H81V62ZM85 61V62H84ZM89 61V62H88ZM93 61V62H92ZM113 61V62H112ZM115 61V62H114ZM118 61V62H117ZM128 61V62H127ZM168 61V62H167ZM249 61V62H248ZM117 62V63H116ZM124 62H126V63H124ZM199 62V63H198ZM201 62V63H200ZM212 62V63H211ZM253 62V63H252ZM90 63V64H89ZM150 63V62H149ZM148 63V65H150ZM203 63V64H202ZM207 63H211L209 66L207 65V67H209V69H207V67H205L204 69H203V67L207 64ZM214 63V64H213ZM248 63H250L249 64V66H248ZM52 65L54 64V63H51ZM104 64V65H103ZM126 64V65H125ZM147 64V63H146ZM167 64H169V65H167ZM200 64V65H199ZM213 64V65H212ZM216 64V65H215ZM51 65V69L53 68V66ZM68 65V64H67ZM83 67V68H81V66ZM106 65H108L109 67H107ZM119 65V66H118ZM165 65H167V66H165ZM204 65V66H203ZM211 65H212V68H213V70H210V68H211ZM247 65V66H246ZM88 66V67H87ZM92 66H93V68H92ZM145 67L147 66V65H144ZM194 66V67H193ZM199 66V67H198ZM203 66V67H202ZM220 67L221 68V70L218 68V67ZM224 66V67H223ZM226 66V67H225ZM115 67V68H114ZM142 67H143V65H142ZM145 67H143V69L144 70H148L149 71V69L146 67V69H145ZM165 67H167V68H165ZM180 67V69H178L177 70V68H179ZM181 67H183V69L181 68ZM200 69L201 67V69L198 71V69ZM217 68V69H215V68ZM67 68H69V66L67 67ZM67 68H66V70H67ZM104 68H107V69H104ZM109 68V69H108ZM185 68H187V69H185ZM211 68V69H212ZM54 69V68H53ZM115 69V70H114ZM165 69V70H164ZM167 69V70H166ZM222 69H224V72L222 71ZM64 70V69H63ZM113 70V71H112ZM159 70V71H158ZM161 70V71H160ZM175 70H177V71H175ZM180 70H182V71H180ZM208 70H210V72L208 71ZM218 71V75L216 74V72ZM68 71V70H67ZM78 71V70H77ZM104 71V72H103ZM109 71V72H108ZM211 71H212V74H210L211 73ZM107 72V73H106ZM116 72V73H115ZM165 72V73H164ZM203 72V73H202ZM209 72V73H208ZM68 73V72H67ZM84 73V74H83ZM106 73V74H105ZM180 73V74H179ZM204 73H205V75H206V77L207 78H209V81H211L210 83H209V81L207 80V78L205 77V75H204ZM206 73H208V74H206ZM92 74V75H91ZM72 75V76H71ZM85 75V76H84ZM182 75V76H181ZM199 75H202V77L204 76L205 77V79L204 78H202L201 76H199ZM75 76V77H74ZM78 76H79V78H78ZM111 76H114L116 79H118V80H120V81H122V84H121V87L120 86H118V85H115V84H112V83H110V77ZM69 77H70V79H69ZM72 77V78H71ZM75 78V79H74ZM211 78V79H210ZM72 79H73V81H72ZM122 79V80H121ZM67 80V81H66ZM205 80V81H204ZM213 80V81H212ZM180 82H182L181 80H179ZM0 82H1V78H0ZM206 82V83H205ZM214 83V85H211V83ZM124 83V84H123ZM130 84V86H129V84ZM212 83V84H213ZM127 84V85H126ZM188 84V85H187ZM206 84H208V85H206ZM89 85V86H88ZM211 85V86H210ZM124 88H123V87ZM210 86V87H209ZM207 87H209V90L212 92V93H207V95H206V93L203 91V90H205V89H208ZM119 88V89H118ZM184 88V89H183ZM157 90H159L160 91V93H162V95H161V97H160V94H159V91H158V93H156L157 92ZM214 90V91H213ZM224 90V91H223ZM141 91H145V92H142L143 93V95L146 93V92H148V91H156V92H154V93H151V92H148V93H146V98H145V96L143 97L142 96V99L143 98H145V99H141L142 101L141 102H143V103H145V104H143V103H141L140 104V98L141 97H139V98H134V99H132L131 98V96L132 95H134V94H136L137 92H141ZM200 91V92H199ZM219 91H222V92H220L219 94H218V92ZM227 91V92H226ZM197 92H199V93H201V94H203L204 93V95H205V98L204 97H202L199 93H197ZM226 92V96H227V98H226V96H224V98H223V95H221V94H223V93H225ZM228 92H229V94H228ZM131 93V94H130ZM142 93H140V95H142ZM195 93V94H194ZM63 94V95H62ZM154 94V95H153ZM155 94L156 95H158L159 94V96H157L158 98H161V99H159V104L156 102V99L158 100V98L156 97L155 99H153L154 98V96H155ZM218 94V95H217ZM137 95V97H138V94H136ZM135 95V96H136ZM139 95V96H140ZM213 95L215 96L214 98H213ZM229 95L230 96H233V98L232 97H229ZM125 98V99H124ZM211 100H210V99ZM232 99V100H230L229 102L227 101V103H226V105L224 104L225 103V101H223V100H225V99ZM244 98H246V99H244ZM250 98H252V99H254V101L255 102H253ZM260 98H262V100H260ZM122 99V100H121ZM137 99H139V100H137ZM164 100L165 102H161L160 100ZM204 99V100H203ZM237 99V100H236ZM248 99V100H247ZM251 100V103H248V102H250V100ZM136 100L139 102V103H136ZM149 101V103H148V105H147V101ZM166 100H168V101H166ZM236 100V101H235ZM244 100L246 101V102H244ZM258 100H259V102H261V104H262V108L260 107V109L261 110H259V109H256L257 107H258V105L260 104L259 102H258ZM129 101V102H130ZM210 101V102H209ZM214 101H216V102H214ZM235 101V102H234ZM117 102V103H116ZM126 102V101H125ZM258 102V103H257ZM249 104V106H251V107H249L248 106V104ZM153 104V105H152ZM203 104H205V105H207L206 103H203ZM219 104V105H218ZM228 104V105H229ZM251 104V105H250ZM252 104H254V105H252ZM256 104H258L257 106H255ZM137 105V106H136ZM145 105V106H144ZM149 105H150V107H149ZM118 106V105H117ZM261 106V105H260ZM255 107V108H254ZM140 108H142V109H140ZM223 108V109H224ZM259 108V107H258ZM130 109V110H129ZM135 109H137V108H135ZM140 110H142V111H140ZM139 111V112H138ZM183 111V110H182ZM141 113V114H140ZM144 114V115H143ZM262 115V117H259V116H261ZM133 115V116H132ZM0 264H28L29 262V264H35V262H36V264L38 263V264H51V262L52 263H54V264H60V263H63V264H94V262L96 263V264H106V261H104L105 259L106 260H111L112 259V257L111 256H114L115 254L114 253H118V251L119 250H117V247H115L116 248V250H115V252H114V250H112V249H114L113 247L112 248H110V250H108V251H106L107 249H105L104 248V243H103V239H104V233H105V231L103 230V229H105V225L107 226L106 228H108V226H110L109 225V223H103L104 222V220H103V217H105L106 215H111V213L113 212V214L114 215H116V216H119V212H118V210H113L114 208H115V206H117V205H115V206H113V207H111V206H109L108 204V206L105 204V206L106 207H103L104 206V204H101V203H99V204H97L96 202V205H95V203H93V202H89L88 200H86V199H84L85 197H83V198H81V196H80V198L79 199H76V197H75V199H73V201L71 200V201H69V202H73L74 203V205L76 204L77 205V202L80 204H78L80 207H82V208H80L78 205V207L76 206H74L73 204H71V206L73 207V209H71L70 208V210H69V212L68 213H66V215L65 216H61V215H64V213L62 214V212H61V207H63L64 206V204L66 203V201H68V200H66L67 199V196H68V194L69 193H72L71 191V188L69 189V193H68V188H64L65 186H63V188L61 187V189H59V191H56V193H54V195L56 196H54V195H50V196H54V197H51V198H55L54 200L55 201H50V200H53V199H47L46 197L44 198V201L45 202H43V200H42V203H47V201L45 200V199H47L48 200V202H53L52 203V208L53 209H55L54 211L56 212V215H54L55 217H53V212L51 211L50 212V214H52V215H50L51 216V222L49 221V217L48 218H45V217H42V215H44V216H48L49 214L48 213H44V212H42L44 209H40V208H38V207H36L35 208V211L37 210V208H38V211H36L37 213H35V211L34 210H30V208H31V206H32V208H34L35 207V205H33V204H31V200H30V196L29 195H31V192H30V194H28L29 193V191H30V189H29V191L27 192V194H22V192H23V190L21 189L23 186H24V183L25 182H20V180L22 181L26 176H24L23 177V175H24V173L22 174L21 173V169H19V168H22V167H19V166H22L21 165V163L18 161V159H16L15 161H16V163H14L13 164V162H15V161H13L12 159H14V158H12L10 155H6V153H7V150H6V148L8 149L11 145L14 147H16V146H19V144L21 143V145L23 144V142H24V140H21V138L23 137V136H21V138L20 139H17V137L19 136V135H21L20 133L21 132H16L13 136H14V138L13 137H11V138H13L12 140L14 141H12L11 140V138L10 139H8L7 138V135H6V137H5V141H4V133H6V131H4L3 132V130H7V128L9 129H13V126L12 125H8V121H5L6 119L5 118H3L4 116L2 115V112H0ZM3 116V117H2ZM151 120L152 122H153V120H154V122L152 123L151 121H149V120ZM153 119V120H152ZM261 119V120H260ZM69 121V120H68ZM135 121V122H134ZM145 121V122H144ZM149 121V122H148ZM6 122H7V124H6ZM140 122H141V124H142V126L143 127H145L144 125H146V127H145V129L141 126V124H140ZM151 122V123H150ZM139 123V124H138ZM155 124V125H154ZM157 124V125H156ZM3 126H5V127H3ZM15 128V127H14ZM143 128V129H142ZM144 130V131H143ZM241 130V131H240ZM13 131H14V129H13ZM148 132V131H147ZM2 134H3V136H2ZM16 134H18L17 136H16ZM23 134V133H22ZM234 134V135H233ZM245 136V135H244ZM15 137H16V139H15ZM20 137V136H19ZM221 137V138H222ZM241 139H240V138ZM8 139V141H6L7 139ZM220 137L218 138V139H221ZM3 139V140H2ZM236 139V140H235ZM19 140H21L18 144H17V142L19 141ZM226 140V141H227ZM230 140V141H231ZM15 141H17V142H15ZM11 142V143H10ZM254 142V141H253ZM259 143V141H256L255 143H251V145L252 146H255V147H260V149H261V151H260V153H258V154H260V159H262V161L264 160V142L262 143V142H260L259 143V145H257L256 143ZM7 143H9L8 145H7ZM262 143V144H261ZM168 144V145H167ZM4 147H6V148H4ZM204 148V147H203ZM258 148H256L257 150H258ZM5 149V150H4ZM6 152V153H3V152ZM258 151V152H259ZM4 154V155H3ZM3 156V157H2ZM7 156H9L8 158H11V159H8L9 161H7ZM257 157H259V155H257L256 156V158ZM220 159V158H219ZM257 160H259V158L257 159ZM220 161L221 162H219V163H223V161L220 159ZM252 161V160H251ZM250 160H249V162H243V164L244 165H246L245 163H247V165H248V163H250L251 162ZM7 162V163H6ZM19 162V163H18ZM264 162V161H263ZM3 163V164H2ZM117 163H119L118 161H116V160H111L110 162H108V164L111 166V167H116L117 166ZM218 163V164H219ZM260 163H262L261 162V160H260ZM263 164V163H262ZM13 165V166H12ZM220 165V164H219ZM224 163L221 165L222 167H221V169H224ZM264 165V164H263ZM242 166V165H241ZM16 167H17V169H16ZM19 167V168H18ZM24 167V166H23ZM98 167H100V168H105V165L104 164H100ZM244 167V166H243ZM242 167V168H243ZM205 168V167H204ZM211 167H206V169H208V170H205V169H201L200 170V172H198V173H196L194 176H188L185 172L183 173V171H181V170H179V169H166V168H163V169H166V173H165V170H163L162 168H160V171L162 172L161 174L167 179V181L170 183V184H173L175 181H177V180H179L180 179V181H182V179H183V181H184V179H185V181H187L189 184V189H190V191H192V192H198V194H200V196H202V198H206L208 195V197L207 198H209V199H205V200H212V201H215V202H217L221 197H225V190L224 189H227V187L228 186H230V185H232L230 182V185H228V181H227V183H226V188H225V186L222 188V187H218V189L216 190V189H213V186H215L214 185V183H215V181H216V176H215V173H214V175H213V172H216L215 171V169H213V168H211ZM5 169H6V171H5ZM214 171H213V170ZM3 170H4V172H3ZM10 170H13L12 172L10 171ZM15 170H16V172H18V173H15ZM17 170H19V171H17ZM171 170V171H170ZM175 170V171H174ZM210 170V171H209ZM237 170V171H236ZM236 170L235 169H229V170H227V173H226V176L228 175V176H230V178L229 179H233V180H235V182L236 183H238L239 182V185L242 183V181H244V179H246L243 183H242V185H246V187H247V189H244V187L245 186H242V185H240V187L242 188V189H244L243 190V192H245V196H244V198L245 197H250V195L252 196H255V195H257L258 193H257V191H259V188H258V186H257V184L255 183V181L253 180V178L251 179L250 177L248 178V176H246L245 175V177H244V174L242 173L243 171L241 170V169H239L238 167H236ZM239 170V171H238ZM22 171L23 172H25V170H23L22 169ZM168 171V172H167ZM7 172V173H6ZM11 172V173H10ZM236 172H238V173H236ZM5 173V174H4ZM16 174V176H17V178H16V176L15 175H12V177H11V174ZM21 173V174H20ZM18 174V175H17ZM19 174L21 175V176H19ZM169 174V175H168ZM198 174V175H197ZM238 174V175H237ZM5 175H6V177H5ZM25 175H28V174H25ZM168 175V176H167ZM241 175V176H240ZM243 175V176H242ZM14 176H15V178L17 179H15L14 178ZM175 177V180H174V177ZM214 176H215V178H214ZM232 176V177H231ZM9 177V178H8ZM21 178V179H19V178ZM23 177V178H22ZM178 177V178H177ZM241 177V178H240ZM244 177V178H243ZM176 178H177V180H176ZM241 179V181L239 180L238 181V179ZM170 179V180H169ZM250 179L251 180H253V181H250ZM15 180H16V182L17 183H15ZM24 181V180H23ZM231 181V180H230ZM21 184H20V183ZM225 182V181H224ZM217 183V182H216ZM223 183V182H222ZM221 183V184H222ZM256 184V185H255ZM18 185H20L21 186V188L19 189V187H17ZM23 185V186H22ZM224 185H225V183H224ZM222 186H223V184H222ZM254 186V187H253ZM67 187V186H66ZM193 188V190H192V188ZM195 187V188H194ZM197 187H198V189H197ZM245 187V188H246ZM256 187L258 188V190H256ZM18 188V189H17ZM215 188H216V186H215ZM15 189H17L16 191H15ZM23 189H25V193H26V187H23ZM65 189V190H64ZM21 190H22V192H21ZM28 190V189H27ZM203 190H205V191H207L206 193L208 194H206V193H203ZM224 190V191H223ZM248 190V191H247ZM256 190V191H255ZM16 193H15V192ZM20 192V194H22V196H24V195H26V197H28L29 196V200H28V198H26V199H22L21 197V195L19 194V192ZM219 191V192H218ZM224 193H223V192ZM250 191V192H249ZM18 192V193H17ZM218 195H217V194ZM13 194V195H12ZM202 194V195H201ZM15 195V197H13ZM18 195V196H17ZM28 195V196H27ZM70 195V194H69ZM214 195V196H213ZM71 196H72V194H71ZM71 196H68V198H70ZM78 196V195H77ZM204 196H206V197H204ZM218 197V199H216L217 197ZM16 197H19L20 198V200L22 201V202H24L25 200H28V201H30V203L29 202H27V201H25L24 202V204H21V206L20 205H15L14 203H13V201H14V199H18V198H16ZM66 197V198H65ZM213 197V198H212ZM216 197V198H215ZM14 198V199H13ZM74 198V197H73ZM78 198V197H77ZM212 198V199H211ZM215 198V199H214ZM62 199H64V200H62ZM71 199V198H70ZM222 199V198H221ZM15 200V201H16ZM19 200V199H18ZM20 200H19V203H22V202H20ZM66 200V201H65ZM84 200V201H83ZM58 201V202H57ZM64 201H65V203H64ZM220 201V200H219ZM7 202H8V205H7ZM54 202H56V203H54ZM60 202V203H59ZM61 202H63V203H61ZM87 203V207H86V203ZM89 202V203H88ZM17 203H18V201H17ZM18 203V204H19ZM58 203V205H56ZM82 203V204H81ZM29 205V208H26L28 205ZM55 204V205H54ZM91 204H94L97 208L99 207L100 208V210H103V211H100L99 209H97V208H95V206L94 205H91ZM9 205H11V206H9ZM54 205V206H53ZM83 205H85V206H83ZM91 205V206H90ZM97 205H100V206H97ZM101 205H103V206H101ZM24 206V207H23ZM61 206V207H60ZM88 206H89V208H88ZM12 207H14V210H13V208ZM55 207V208H54ZM84 207H86L85 209H84ZM93 207V209H90V208H92ZM103 207V208H102ZM18 208H19V210H18ZM24 208H25V210H24ZM61 208V209H60ZM95 208V209H94ZM110 210H109V209ZM118 208V207H117ZM116 208V209H117ZM23 209V210H22ZM26 209H29L28 211H26ZM57 209V210H56ZM60 209V210H59ZM78 209H80L79 211H78ZM84 209V210H83ZM108 209V210H107ZM18 210V211H17ZM41 210V211H40ZM75 210V211H74ZM82 210H83V212H82ZM85 210H87V211H85ZM98 210V212L102 215V213H103V215L101 216L100 214L98 215L96 212H93L92 213V211H97ZM106 210V211H105ZM19 211H21V212H19ZM33 211H34V213L35 214H33ZM59 211V212H58ZM81 211V212H80ZM84 211L86 212V216H87V214H90L88 217H86L85 215H83V214H85L84 213ZM89 211H91V212H89ZM108 211H112L111 213L110 212H108ZM212 211H214V210H212ZM77 212V213H76ZM88 212V213H87ZM108 212V213H107ZM21 213H22V215H21ZM39 213V214H38ZM41 213V214H40ZM73 213V214H72ZM81 213H83V214H81ZM96 213V214H95ZM213 214L215 213L216 214V212L214 211V212H212ZM46 214H48V215H46ZM57 214H59V216L60 217H58L57 216ZM80 216H79V215ZM93 214H95V216H99V217H101L102 219H98V218H96V220L93 218V217H95ZM212 215L211 213H210V215H212V217H214V216H216V215ZM25 215V216H24ZM41 215V217L43 218V219H46V221H48L47 223H53V220H54V225L53 224H51V225H53L54 226V228L53 227H51V225H43V223L45 222V220H43L42 221V219H40V216ZM91 215H93V216H91ZM27 216H29V217H27ZM33 216V217H32ZM220 216V215H219ZM218 215L216 216V218L217 217H219ZM31 217V218H30ZM36 218V220L35 219H32V218ZM40 219V222L38 223V221H39V219ZM62 217V218H61ZM86 219H88V220H86ZM93 218V219H92ZM245 219H243V220H241V223H240V225H239V227H240V230L242 231V232H244L245 233V231H256V232H259V233H261V231L262 230H264V224H263V222H264V220L263 219H260V218H250L249 219V217H244ZM38 219V220H37ZM48 219V220H47ZM59 219L61 220V221H59ZM249 219V220H248ZM33 222H32V221ZM35 220V221H34ZM93 222H92V221ZM98 220V221H97ZM248 220V221H247ZM253 220V221H252ZM42 221V222H41ZM58 221V222H57ZM64 221V222H63ZM84 221H85V223H84ZM88 221V223H86ZM36 222H37V224H36ZM61 222V223H60ZM91 222V223H90ZM250 222V223H249ZM32 223H35L36 225H34V224H32ZM42 223V225L40 226V224ZM57 223H59L58 225H57ZM66 223V224H65ZM70 223V224H69ZM77 225H76V224ZM61 224H63V225H61ZM76 226H75V225ZM104 224V225H103ZM251 224V225H250ZM47 226V229H44L45 227ZM62 226V227H61ZM82 226V227H81ZM94 226V227H93ZM140 226L141 225H139V228H140ZM250 226V227H249ZM262 226V227H261ZM49 227H51V229L52 230H50V228ZM68 227V228H67ZM69 227H70V229H69ZM73 227V228H72ZM77 227V228H76ZM80 227H81V229H80ZM86 227V228H85ZM100 227H102V228H100ZM104 227V228H103ZM143 227V226H142ZM146 226L144 225V227L142 228V230L140 231V229L138 230V229H135L136 230V232L137 233H140V234H142V235H145V234H147L148 233V236H149V238L150 239H152V237L154 236V238L156 237L157 239V241L160 239V238H163L164 239V236L165 235H163V234H161L160 233V230L159 229H157V231H159V232H157V231H154L153 229H155L156 230V228L154 227L153 228V226H151V227H146L147 228V230L149 231V232H147V230H146V228H145ZM181 227V226H180ZM248 229H247V228ZM253 227V228H252ZM43 228V229H42ZM64 228V229H63ZM138 228V227H137ZM57 229H59V230H57ZM68 229V230H67ZM74 229V230H73ZM76 229H77V231H76ZM90 229V230H89ZM94 229V230H93ZM143 229H145L144 230V232H143ZM150 229V230H149ZM181 229H183L182 227H181ZM232 229V228H231ZM43 230V231H42ZM48 230V231H47ZM50 230V231H49ZM71 230V231H70ZM93 230V231H92ZM99 230H101V231H99ZM103 230V231H102ZM258 230V231H257ZM46 231V232H45ZM79 231V232H78ZM91 231V232H90ZM97 231V232H96ZM182 230H180L178 233L176 232L175 234L177 235V236H180V234H182V233H184V232H181ZM184 231V230H183ZM58 234H57V233ZM73 232H75V233H73ZM83 232H84V234H83ZM88 232V233H87ZM104 232V233H103ZM146 232V233H145ZM160 233L159 234V237H157L158 235H155L156 233ZM181 232V233H180ZM264 231H262V233H263ZM86 233V234H85ZM102 233V234H101ZM145 233V234H144ZM260 234V236H258V238H257V242H258V244H261V242L262 243H264L263 241H264V233L263 234ZM64 234V235H63ZM101 234V235H100ZM42 235V236H41ZM55 235V236H54ZM59 235V236H58ZM77 235V236H76ZM35 236V237H34ZM99 236V237H98ZM148 236H146L145 235V237L146 238H148ZM163 236V237H162ZM208 236V237H207ZM207 236H205V238H204V240L206 239V241H210V240H212L213 238V235L211 236V234L210 235H207ZM229 237H231V239L230 240H228V238H226L225 239V242L223 243V244H225L226 246L228 245V247H226L227 249H229V250H227L224 246V248H225V252L226 251H228L227 253H229V252H240V254H237L236 256H234V260H232V258L229 260L228 258H226V259H228V261H226V259H225V257L223 256V255H216V256H214V260L217 262V263H219V264H221V262H222V264H238V262L239 263H242L243 261H244V258H242L243 256L242 255H244V250H245V248H241V246L240 245H238L239 243L241 244L242 243V246H244V242H245V240L241 237V236H239V235H228ZM48 237V238H47ZM59 238V240L58 239H54V238ZM207 237V238H206ZM235 239H234V238ZM241 237V238H240ZM259 237H260V239H259ZM53 238V239H52ZM99 238H102V240L101 239H99ZM153 238V239H154ZM50 240V241H49ZM234 240V241H233ZM235 240H238V241H235ZM263 240V241H262ZM44 241V242H43ZM148 241H152V240H148ZM227 241H229V243H231V244H233L232 246L231 245H229V243H227ZM40 244H39V243ZM41 242L43 243V244H41ZM105 242V241H104ZM152 242H156V241H152ZM29 243V244H28ZM46 243V244H45ZM57 243H59V244H57ZM61 243V244H60ZM227 243V244H226ZM33 244H35V247H33L34 245ZM39 244V245H38ZM79 244V245H78ZM87 244H88V246H87ZM32 245V247L33 248H36V250L35 249H31L30 250V248L31 247H28L29 248V251H26V250H28V248H26L27 246H31ZM47 245V246H46ZM87 246V248H86V246ZM49 246H50V248L52 249H50L49 248ZM98 246H99V248H98ZM238 246H240V247H238ZM45 247H47V248H45ZM97 247V248H96ZM101 247V248H100ZM231 247H233V248H231ZM237 247V248H239V249H235V248ZM259 247H260V250H262V254H261V256L256 260H254L253 262H251V263H253V264H255V262L256 261H258V262H260V260L262 261V262H260V263H264V245H259ZM42 249V250H40V249ZM45 248V249H44ZM85 248V249H84ZM96 248V249H95ZM103 248V249H102ZM223 248V249H224ZM241 248V249H240ZM261 248H263V249H261ZM44 249V250H43ZM65 249V250H64ZM91 249H94V250H91ZM205 250V249H204ZM204 250L202 251V250H199L198 251V254H199V257H195L196 256V254H194L195 253V251H193L192 252V254H191V252H188V254H190L191 256H193V255H195L194 256V258L193 257H191L192 259H197V258H204V257H206L208 254H206L207 253V250H205V252H204ZM240 250V251H239ZM243 250V251H242ZM30 251H31V253H30ZM54 251V252H53ZM67 253H66V252ZM90 251V252H89ZM95 251V252H94ZM29 252V253H28ZM44 252V253H43ZM45 252H46V254H48L47 255V257H48V260H47V258H46V254H45ZM70 252V253H69ZM96 252H98V253H96ZM197 252V251H196ZM201 252V253H200ZM242 252V253H241ZM71 253H73L72 255H71ZM83 255H82V254ZM203 253V254H202ZM204 253H205V255H204ZM33 254H35V255H33ZM44 254V255H43ZM86 254V255H85ZM92 254H93V256H92ZM98 254V255H97ZM119 254L121 255V253H120V251H119ZM140 254H141V252H140ZM200 254L201 255H203L204 257H201L200 256ZM32 255V256H31ZM40 255V256H39ZM64 255V256H63ZM69 255H71V256H69ZM95 255V256H94ZM97 255V256H96ZM190 255H188V256H190ZM238 255H241V257L239 256L238 257ZM35 256H37V258H35ZM43 256V257H42ZM98 256H100V257H98ZM115 256H117L118 257V254H116ZM219 256V257H218ZM262 256H263V258H262ZM32 257H34V258H32ZM64 258V260H62L63 258ZM69 257V258H68ZM85 259H84V258ZM90 257V258H89ZM97 259H101L102 261H100V260H95L96 258ZM108 257H111V258H108ZM116 257V260L113 258L112 259V262H111V264H115V262L118 260V258ZM121 257V256H120ZM221 257V258H220ZM224 257V258H223ZM50 258H51V260L53 259V261H55V260H57V261H55V262H53V261H51L50 260ZM58 258V259H57ZM61 258V259H60ZM95 258V259H94ZM103 258V259H102ZM73 259V260H72ZM122 259V258H121ZM221 259V260H220ZM225 259V260H224ZM44 260V261H43ZM89 260H90V262H89ZM93 260V261H92ZM223 260H224V262H223ZM236 260H237V262H236ZM32 261V262H31ZM34 261V262H33ZM47 263H46V262ZM49 261V262H48ZM64 261V262H63ZM73 261V262H72ZM221 261V262H220ZM234 261V262H233ZM57 262V263H56ZM67 262V263H66ZM87 262V263H86ZM89 262V263H88ZM91 262H93V263H91ZM104 262V263H103ZM119 262H120V260H118V264H119ZM228 262V263H227ZM107 263H110L109 261H107ZM116 263V264H117ZM121 264H122V262H120ZM259 263V264H260ZM249 264V263H248ZM256 264H258L257 262H256Z\"/></svg>", "mask_w": 264, "mask_h": 264}]
</instances>
